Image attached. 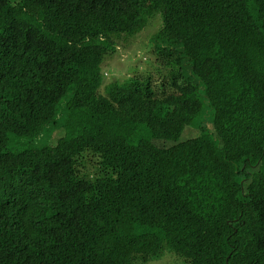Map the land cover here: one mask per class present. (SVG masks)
<instances>
[{
	"label": "trees",
	"instance_id": "obj_1",
	"mask_svg": "<svg viewBox=\"0 0 264 264\" xmlns=\"http://www.w3.org/2000/svg\"><path fill=\"white\" fill-rule=\"evenodd\" d=\"M155 15L172 88L105 83ZM162 259L264 264V0H0V264Z\"/></svg>",
	"mask_w": 264,
	"mask_h": 264
},
{
	"label": "rangeland",
	"instance_id": "obj_2",
	"mask_svg": "<svg viewBox=\"0 0 264 264\" xmlns=\"http://www.w3.org/2000/svg\"><path fill=\"white\" fill-rule=\"evenodd\" d=\"M161 26V17L155 15L148 25L134 36H128L118 44L117 51L109 55L104 64L106 82L109 80H125L127 77L138 76L153 78V87L157 92L168 91L173 86V79L169 76L170 68L166 65L162 54L157 46L152 44L151 37ZM111 69V72H109ZM46 138L41 136L32 140L29 136H19L15 133L9 134L7 149L10 151L25 149L29 144L42 146ZM163 259L152 261L149 264H164Z\"/></svg>",
	"mask_w": 264,
	"mask_h": 264
}]
</instances>
